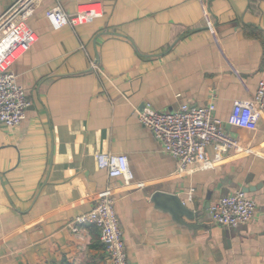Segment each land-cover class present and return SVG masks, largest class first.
Listing matches in <instances>:
<instances>
[{
    "label": "crops",
    "instance_id": "obj_1",
    "mask_svg": "<svg viewBox=\"0 0 264 264\" xmlns=\"http://www.w3.org/2000/svg\"><path fill=\"white\" fill-rule=\"evenodd\" d=\"M15 1L0 0V15ZM61 2L70 24L55 29L45 15L55 0H35L0 36V71L13 68L30 99L20 125L0 122V264H109L94 224L68 226L108 185L130 264H264V114L252 103L264 78V0ZM212 99L246 150L179 173L138 113ZM102 151L126 153L135 180L99 168ZM244 186L256 187L258 206L237 228L209 211L211 228L189 230L151 199L175 192L203 209Z\"/></svg>",
    "mask_w": 264,
    "mask_h": 264
},
{
    "label": "built area",
    "instance_id": "obj_2",
    "mask_svg": "<svg viewBox=\"0 0 264 264\" xmlns=\"http://www.w3.org/2000/svg\"><path fill=\"white\" fill-rule=\"evenodd\" d=\"M34 1L16 0L0 15V36L20 15L31 9ZM61 1L55 0L54 5L45 11L55 29L71 23V14ZM91 67L102 71L97 61H92ZM252 103L260 114H264V78L258 82ZM29 105L28 91L19 82L16 71L13 68L1 70L0 122L10 127L20 125L26 118ZM216 107L214 99L198 105L184 102L175 110H160L148 102L139 111L138 119L154 133L163 149L177 159V171L185 173L213 167L222 161L225 154L245 149L239 138L226 130L224 121L215 113ZM209 147L214 149V157L210 156ZM96 158L98 167L106 169L110 177H122L126 183L135 180L126 153L102 151L97 153ZM137 184L138 187L144 186L143 181H137ZM111 189L108 185L94 206L71 219L68 226L77 231L81 224H94L100 231L109 264H130L125 231L117 212L116 196ZM194 190L190 187L188 201L193 200ZM257 206L254 196L239 188L221 195L210 205V212L216 223L237 228L254 219Z\"/></svg>",
    "mask_w": 264,
    "mask_h": 264
},
{
    "label": "water",
    "instance_id": "obj_3",
    "mask_svg": "<svg viewBox=\"0 0 264 264\" xmlns=\"http://www.w3.org/2000/svg\"><path fill=\"white\" fill-rule=\"evenodd\" d=\"M255 188L244 186L242 189L249 192ZM151 199L158 208L168 211L179 225L185 226L189 230L201 227L211 228L207 220H203L201 217L210 211V201H207L203 209H194L184 202V199L178 193L163 190H155L151 195Z\"/></svg>",
    "mask_w": 264,
    "mask_h": 264
}]
</instances>
